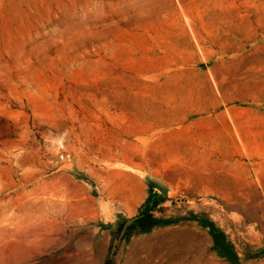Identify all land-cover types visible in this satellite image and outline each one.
<instances>
[{
    "label": "rangeland",
    "instance_id": "1",
    "mask_svg": "<svg viewBox=\"0 0 264 264\" xmlns=\"http://www.w3.org/2000/svg\"><path fill=\"white\" fill-rule=\"evenodd\" d=\"M0 264H264V0H0Z\"/></svg>",
    "mask_w": 264,
    "mask_h": 264
},
{
    "label": "trees",
    "instance_id": "2",
    "mask_svg": "<svg viewBox=\"0 0 264 264\" xmlns=\"http://www.w3.org/2000/svg\"><path fill=\"white\" fill-rule=\"evenodd\" d=\"M147 220L150 222L148 227L150 226H155L157 224V221L154 219L153 215H148ZM146 225H144L145 227ZM214 241H215V247H218L220 245V241L217 237L214 236Z\"/></svg>",
    "mask_w": 264,
    "mask_h": 264
}]
</instances>
